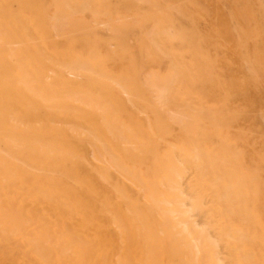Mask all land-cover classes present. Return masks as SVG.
I'll use <instances>...</instances> for the list:
<instances>
[{"label":"bare ground","instance_id":"bare-ground-1","mask_svg":"<svg viewBox=\"0 0 264 264\" xmlns=\"http://www.w3.org/2000/svg\"><path fill=\"white\" fill-rule=\"evenodd\" d=\"M20 3L34 22L18 1L0 0V264H264V188L192 138L158 143L149 169L132 168L148 143L104 119L106 73L50 53L39 8ZM88 165L120 184L119 203L101 208L109 222L57 191L60 178L87 181Z\"/></svg>","mask_w":264,"mask_h":264},{"label":"rangeland","instance_id":"rangeland-1","mask_svg":"<svg viewBox=\"0 0 264 264\" xmlns=\"http://www.w3.org/2000/svg\"><path fill=\"white\" fill-rule=\"evenodd\" d=\"M7 1H18V14L30 22L33 7L20 1L39 8L49 32L42 43L50 53L106 73L103 95L113 101L101 99L104 119L148 143L128 161L132 168L149 169L158 143L171 147L192 138L204 151L233 162L238 174L253 180L251 186L264 188V0ZM158 32L160 40L154 38ZM101 128L105 140L118 139ZM85 171L87 181L60 178L57 191L86 199L94 219L109 222L101 208L119 203L120 184L95 166ZM228 185L234 187L233 180ZM261 205L264 219V191ZM82 217L92 219L89 211Z\"/></svg>","mask_w":264,"mask_h":264}]
</instances>
